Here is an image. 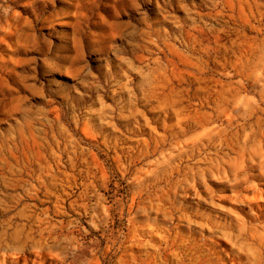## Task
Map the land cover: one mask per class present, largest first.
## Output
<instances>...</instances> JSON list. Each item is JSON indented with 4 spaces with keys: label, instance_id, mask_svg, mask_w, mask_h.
<instances>
[{
    "label": "rangeland",
    "instance_id": "374dc122",
    "mask_svg": "<svg viewBox=\"0 0 264 264\" xmlns=\"http://www.w3.org/2000/svg\"><path fill=\"white\" fill-rule=\"evenodd\" d=\"M0 264H264V0H0Z\"/></svg>",
    "mask_w": 264,
    "mask_h": 264
}]
</instances>
